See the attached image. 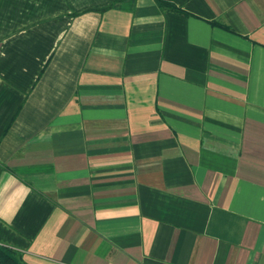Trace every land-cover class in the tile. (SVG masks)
I'll list each match as a JSON object with an SVG mask.
<instances>
[{
	"label": "crops",
	"instance_id": "1",
	"mask_svg": "<svg viewBox=\"0 0 264 264\" xmlns=\"http://www.w3.org/2000/svg\"><path fill=\"white\" fill-rule=\"evenodd\" d=\"M0 245L264 264V0H0Z\"/></svg>",
	"mask_w": 264,
	"mask_h": 264
},
{
	"label": "trees",
	"instance_id": "2",
	"mask_svg": "<svg viewBox=\"0 0 264 264\" xmlns=\"http://www.w3.org/2000/svg\"><path fill=\"white\" fill-rule=\"evenodd\" d=\"M0 264H25L18 252L0 245Z\"/></svg>",
	"mask_w": 264,
	"mask_h": 264
}]
</instances>
